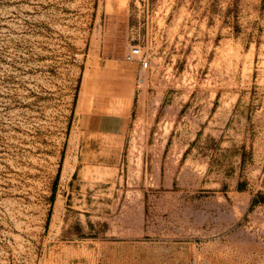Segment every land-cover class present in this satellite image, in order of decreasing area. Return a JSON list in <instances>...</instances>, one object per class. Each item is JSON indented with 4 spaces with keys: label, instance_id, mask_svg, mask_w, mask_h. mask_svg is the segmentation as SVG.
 I'll list each match as a JSON object with an SVG mask.
<instances>
[{
    "label": "rangeland",
    "instance_id": "1",
    "mask_svg": "<svg viewBox=\"0 0 264 264\" xmlns=\"http://www.w3.org/2000/svg\"><path fill=\"white\" fill-rule=\"evenodd\" d=\"M0 264H264V0H0Z\"/></svg>",
    "mask_w": 264,
    "mask_h": 264
},
{
    "label": "built area",
    "instance_id": "2",
    "mask_svg": "<svg viewBox=\"0 0 264 264\" xmlns=\"http://www.w3.org/2000/svg\"><path fill=\"white\" fill-rule=\"evenodd\" d=\"M125 58L130 61L139 60L144 69H148L150 67L149 57L144 50V46L140 42L131 43V46L126 52Z\"/></svg>",
    "mask_w": 264,
    "mask_h": 264
},
{
    "label": "bare ground",
    "instance_id": "3",
    "mask_svg": "<svg viewBox=\"0 0 264 264\" xmlns=\"http://www.w3.org/2000/svg\"><path fill=\"white\" fill-rule=\"evenodd\" d=\"M124 109V108H123Z\"/></svg>",
    "mask_w": 264,
    "mask_h": 264
}]
</instances>
